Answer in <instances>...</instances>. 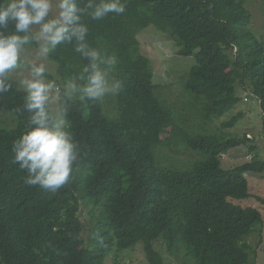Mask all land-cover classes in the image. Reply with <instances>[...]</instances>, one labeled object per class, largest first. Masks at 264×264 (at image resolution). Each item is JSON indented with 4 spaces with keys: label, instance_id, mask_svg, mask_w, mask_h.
Returning a JSON list of instances; mask_svg holds the SVG:
<instances>
[{
    "label": "trees",
    "instance_id": "16d2710c",
    "mask_svg": "<svg viewBox=\"0 0 264 264\" xmlns=\"http://www.w3.org/2000/svg\"><path fill=\"white\" fill-rule=\"evenodd\" d=\"M124 2L123 14L87 21L90 44L118 58L114 75L124 87L114 113L103 101L73 105L69 119L81 158L67 185L53 193L24 183L27 173L11 151L26 125L23 94L13 89L0 96V113L16 117L15 127L0 126V264H105L138 242L148 264H166L153 244L159 238L170 255L182 251L192 264L249 260L243 238L261 213L233 200L250 196L247 173L264 172V157L253 146L248 161L222 166L224 153L250 140L224 131L239 114L220 130L206 129L241 100L238 88L249 89L264 111V41L251 28L246 0ZM151 24L174 40L179 55L195 60L183 87L202 120L197 125L187 119L181 126L175 107L156 92L154 67L137 37ZM52 61L63 79L85 62L70 46ZM172 127L175 134L163 138ZM178 143L201 158L186 168L162 165L159 147ZM91 205L90 214H99L87 241L82 213Z\"/></svg>",
    "mask_w": 264,
    "mask_h": 264
},
{
    "label": "clouds",
    "instance_id": "9594fccd",
    "mask_svg": "<svg viewBox=\"0 0 264 264\" xmlns=\"http://www.w3.org/2000/svg\"><path fill=\"white\" fill-rule=\"evenodd\" d=\"M125 11L124 0H0V96L23 94L26 125L11 151L27 173L25 184L54 193L71 180L81 158L69 119L73 105L102 102L124 87L114 75L118 58L90 44L87 21ZM69 46L85 62L58 84L51 60Z\"/></svg>",
    "mask_w": 264,
    "mask_h": 264
},
{
    "label": "rangeland",
    "instance_id": "374dc122",
    "mask_svg": "<svg viewBox=\"0 0 264 264\" xmlns=\"http://www.w3.org/2000/svg\"><path fill=\"white\" fill-rule=\"evenodd\" d=\"M246 6L252 14L251 28L254 33L264 41V0H246ZM137 37L141 42L142 52L148 56L155 70L154 83L157 84V94L177 110L178 115L183 118L181 126L187 127L185 120L190 119L192 125L202 122L198 111L190 108L192 96L183 87L184 77L194 64L192 56H182L178 54V47L174 40L165 32L157 29L153 24L138 31ZM52 78L58 84L63 82V78L58 73V67L51 60ZM241 100L234 104L221 118L215 119L207 124V130H220L223 122L239 114V119L232 128L224 131L232 136L246 135L250 140L242 143L223 154L222 166L230 168L248 161L254 154L264 157V111L261 109L259 100L250 93L249 89L238 88ZM248 97V100H245ZM115 96L104 99L105 109L108 113L115 112ZM117 113V112H116ZM109 116V115H108ZM110 117H112L110 115ZM0 126L13 128L16 126V117L11 112L0 113ZM195 127V126H194ZM176 128L172 127L164 130L163 138L173 135ZM179 142V141H177ZM255 147L252 152L251 147ZM159 157L164 166H177L186 168L193 161L201 158V152L187 147L185 144H175L171 148L160 146ZM249 181L250 196L233 201L244 207L251 206L257 208L261 213V221L254 225L253 230L244 236L243 241L250 245L248 249L249 260L246 264H264V172L247 173ZM94 206L86 207L82 213V219L87 226L86 240L91 238V228L96 221L99 210L90 214ZM154 247L163 256L166 264H192L189 257L182 251L176 255H170L166 250L165 242L162 239L153 241ZM143 242H138L134 247L121 250V254L112 251L105 264H148Z\"/></svg>",
    "mask_w": 264,
    "mask_h": 264
},
{
    "label": "built area",
    "instance_id": "2783aa9c",
    "mask_svg": "<svg viewBox=\"0 0 264 264\" xmlns=\"http://www.w3.org/2000/svg\"><path fill=\"white\" fill-rule=\"evenodd\" d=\"M245 99L247 100V97Z\"/></svg>",
    "mask_w": 264,
    "mask_h": 264
}]
</instances>
